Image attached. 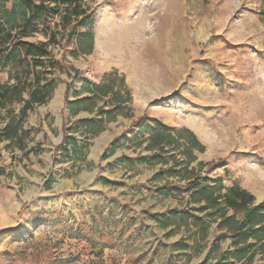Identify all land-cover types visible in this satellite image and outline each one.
<instances>
[{
    "label": "rangeland",
    "instance_id": "obj_1",
    "mask_svg": "<svg viewBox=\"0 0 264 264\" xmlns=\"http://www.w3.org/2000/svg\"><path fill=\"white\" fill-rule=\"evenodd\" d=\"M82 8L94 19L93 51L71 57L72 42L59 37L50 47L61 61L51 71L57 86L26 123L31 153L13 159L0 143L9 174L0 175V264H213L231 239L206 257L224 230L213 222L200 239L195 222L209 219L188 183L220 179L264 202V187L249 183L264 174V0H83ZM12 71H0V82ZM108 73L123 78L130 103L96 135L73 131L93 115L65 110L66 84L77 74L72 103L85 96L72 95L83 82ZM150 122L188 133L177 149H150ZM65 128L78 147L60 154Z\"/></svg>",
    "mask_w": 264,
    "mask_h": 264
},
{
    "label": "trees",
    "instance_id": "obj_2",
    "mask_svg": "<svg viewBox=\"0 0 264 264\" xmlns=\"http://www.w3.org/2000/svg\"><path fill=\"white\" fill-rule=\"evenodd\" d=\"M82 1L0 0V71L14 69L8 75L7 82H0V143H6L4 148L10 151L13 159L16 157L13 154L16 150L21 153L19 159L28 158L32 150L29 143L33 140L30 129L26 126L28 115L35 108L46 104L57 86L51 71L61 65V61L54 58L50 47L59 45L60 37L65 40V45L72 42L71 57L89 55L93 51L91 30L94 19L88 16L87 23ZM58 15L59 22L54 19ZM79 17L83 18L78 20ZM81 27L87 29L81 30ZM36 34L41 35L44 40L36 44L27 41V38ZM77 78L75 74L66 84L65 110L73 115L80 112L92 114L90 119L76 120L73 131L83 129L90 135H96L103 131L107 123L123 113V109L131 101V95L124 86L123 78H118L116 73H108L99 83L83 82L80 91L72 95L76 98L85 96L71 103L68 96L73 80ZM146 121L141 118L133 122L132 126ZM150 123L154 127L149 136L150 149L163 151L164 146L172 144H176L177 149L183 140V134L188 133L185 129L175 130L156 122ZM140 129L141 133L149 131L144 127ZM187 135L194 137L190 132ZM68 145L78 147L76 138L65 128L62 146H57L55 152L60 150V154H63ZM115 147L114 144L112 151ZM187 151L188 148L184 153ZM177 165L180 163H176L174 167ZM0 175L9 174L0 168ZM198 181V178H194L188 186L193 188L192 202L201 205V209L207 211L204 218L209 219L206 224L199 221L203 218H198L195 222L199 224L200 239H207V231L213 222H217L219 229L224 230L215 237L206 257L219 248L221 237L229 236V249L218 255L213 264H253L257 255L261 262L259 264H264V202L255 204L250 192L238 185L225 187L220 179L213 180L209 185H200ZM51 184L52 178L45 182L44 188L48 189ZM166 189L164 194L169 190ZM105 235L101 232L98 237L102 239Z\"/></svg>",
    "mask_w": 264,
    "mask_h": 264
},
{
    "label": "bare ground",
    "instance_id": "obj_3",
    "mask_svg": "<svg viewBox=\"0 0 264 264\" xmlns=\"http://www.w3.org/2000/svg\"><path fill=\"white\" fill-rule=\"evenodd\" d=\"M254 179H251L249 183H251L252 187L256 188L257 185L264 187V174L256 171L253 175Z\"/></svg>",
    "mask_w": 264,
    "mask_h": 264
},
{
    "label": "crops",
    "instance_id": "obj_4",
    "mask_svg": "<svg viewBox=\"0 0 264 264\" xmlns=\"http://www.w3.org/2000/svg\"><path fill=\"white\" fill-rule=\"evenodd\" d=\"M259 203H261V202H259ZM258 204V203H257ZM230 213H231V211H230Z\"/></svg>",
    "mask_w": 264,
    "mask_h": 264
}]
</instances>
